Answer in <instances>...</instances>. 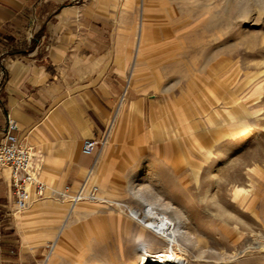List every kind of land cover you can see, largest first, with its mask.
Masks as SVG:
<instances>
[{
	"label": "rangeland",
	"instance_id": "374dc122",
	"mask_svg": "<svg viewBox=\"0 0 264 264\" xmlns=\"http://www.w3.org/2000/svg\"><path fill=\"white\" fill-rule=\"evenodd\" d=\"M67 4L113 21L129 90L92 177L74 187L46 181L27 209L13 205L15 229L43 247L41 264H135L165 248L147 232L143 242L128 216L148 195L171 203L158 205L170 219L177 206L189 218L195 237L180 249L189 264H264V0ZM144 5L151 21L141 23ZM82 186H97V199L70 209ZM49 196L58 200L33 208Z\"/></svg>",
	"mask_w": 264,
	"mask_h": 264
},
{
	"label": "crops",
	"instance_id": "0c3cea01",
	"mask_svg": "<svg viewBox=\"0 0 264 264\" xmlns=\"http://www.w3.org/2000/svg\"><path fill=\"white\" fill-rule=\"evenodd\" d=\"M69 1L0 0V143L9 117L32 153L38 179L74 187L92 177L101 156V144L87 154L85 142L106 138L114 107L129 87L113 21ZM146 10L141 23L149 20ZM13 198L11 172L3 167L0 264H41L43 247L10 219ZM47 198H33V208L58 200Z\"/></svg>",
	"mask_w": 264,
	"mask_h": 264
},
{
	"label": "bare ground",
	"instance_id": "6f19581e",
	"mask_svg": "<svg viewBox=\"0 0 264 264\" xmlns=\"http://www.w3.org/2000/svg\"><path fill=\"white\" fill-rule=\"evenodd\" d=\"M219 171L220 170L216 169L212 172V180H216L219 177ZM90 175L91 173L89 174V177ZM134 192L137 195L146 193L143 192L141 188L135 189ZM211 193L212 190L211 188H209L206 196L207 199L211 200L213 198L212 196L214 195ZM143 198L144 200H146L147 206L144 209H131L128 216L131 221L136 222L141 226L140 230L144 232L143 236H141L143 242L146 241L145 233L147 232L154 235L157 239L165 242L166 246L165 248L157 252H149L145 250L139 253L138 260L135 264H189L187 258L183 255L180 249L182 246V241H186L189 243L191 241L193 242L192 239H194L195 234L189 226V218L187 217L184 210L179 206L173 208L175 210V220H172L166 214H162L158 211V205L169 209L172 208L170 202L169 204L167 203V205H161V198L159 197V199L158 196L153 197L148 195L144 196ZM99 199L104 200L101 197H99ZM78 203L72 204L70 209H74L78 205Z\"/></svg>",
	"mask_w": 264,
	"mask_h": 264
},
{
	"label": "built area",
	"instance_id": "2783aa9c",
	"mask_svg": "<svg viewBox=\"0 0 264 264\" xmlns=\"http://www.w3.org/2000/svg\"><path fill=\"white\" fill-rule=\"evenodd\" d=\"M17 124L8 117V127L4 136V141L0 143V169L8 167L11 172V184L13 190V203L19 210L23 211L29 207L32 194L43 196L46 185L38 179L33 171L32 153L29 148L22 145L21 141L14 133ZM103 141L87 140L83 146V151L92 153L96 146ZM98 187L93 186L90 191L85 192L82 186L72 197V204L83 200L97 199Z\"/></svg>",
	"mask_w": 264,
	"mask_h": 264
}]
</instances>
